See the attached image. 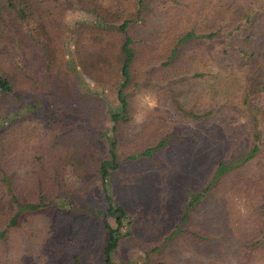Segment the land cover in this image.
I'll list each match as a JSON object with an SVG mask.
<instances>
[{
	"label": "trees",
	"instance_id": "1",
	"mask_svg": "<svg viewBox=\"0 0 264 264\" xmlns=\"http://www.w3.org/2000/svg\"><path fill=\"white\" fill-rule=\"evenodd\" d=\"M76 1L88 18L85 23L75 25V47L67 49L66 44H62L64 25H59L54 15L61 12L58 0H0V202L8 207L7 213L10 212L5 216V229L0 230L1 240L26 214L40 209L45 198L59 199L61 194L69 193L68 204L74 207L71 196L76 194V188L65 176L72 173L80 178V171L91 168L98 174L107 206L85 211L102 219L106 231L103 261L124 264L115 260L114 254L121 241L133 235L136 215L113 197L111 176L121 165L118 132L129 118L128 86L137 82L134 77L137 73L147 70L149 77L154 75V79L166 83L187 77H206L216 79L225 91L236 87L232 92L233 100L226 98L228 103L232 100L228 105L240 107L239 110L246 107L248 120L262 117L249 131L253 143L245 154L226 151L212 159L206 178L195 183L173 229L161 237L152 251L165 252V245L175 243L180 234L192 247L198 249L202 244L207 249V242L210 246L213 243L209 241L212 234H205L202 219L195 215V207L213 194L223 175L245 166L257 152L263 154L264 109H256L252 114L254 107H250V103L264 100V0H186L183 8L186 18L182 25L178 24L179 15L175 21L165 20L163 33L166 36L159 51L154 49L156 42L141 41L132 30L133 23L145 17L151 0H130V9L120 4L111 9L109 0ZM52 2L53 7H50ZM156 2L163 5L165 0ZM171 22H174V29L170 27ZM90 41L94 42L91 47L86 43ZM27 47L33 48L30 61L25 54ZM113 59L118 63L119 80L115 91L119 109L107 113L108 97L103 90L89 86L87 81L110 82L109 72L115 71L116 66L112 65ZM46 78L52 81L45 86L50 98L60 111L64 109L73 114L76 121L70 124L53 115L52 131L40 154L34 155L36 166L22 171L16 166L18 159L12 156L13 138L7 141L5 137H10V128L20 118L21 121L25 118L27 110H35L29 107L30 101L26 102L30 82L33 80L42 89ZM46 89H42L44 93ZM217 89L214 87L213 96ZM41 101L39 98L38 106L43 105ZM197 103L203 104L200 99L194 102ZM240 103L241 106L237 105ZM221 109L222 106L214 102L205 111L192 107L186 112L195 122H208L214 120ZM108 123L110 128L104 129L103 125ZM94 134L103 138L104 151L92 144L91 137L98 141ZM171 137L180 136L169 132L156 143L127 156L125 161L143 158L158 163L156 153ZM20 177L34 182L29 192L21 190ZM82 251L70 254L71 258L75 255L77 264L84 263L79 261ZM162 264L198 263L190 258L178 262L165 260Z\"/></svg>",
	"mask_w": 264,
	"mask_h": 264
},
{
	"label": "rangeland",
	"instance_id": "2",
	"mask_svg": "<svg viewBox=\"0 0 264 264\" xmlns=\"http://www.w3.org/2000/svg\"><path fill=\"white\" fill-rule=\"evenodd\" d=\"M121 1L109 0L110 8L115 9L117 4L131 8L130 0ZM77 3L76 0H58L61 12L54 13L56 22L64 25L62 44H66L67 49L75 47V25L85 23L88 18ZM185 4L186 0H165L163 5L151 0L145 17L132 25L136 37L141 41L151 39L156 42L154 49L159 51L166 36L163 33L165 20L175 21L179 15L178 24L182 25L186 18ZM131 17L136 19L134 15ZM170 27L174 29V22ZM86 43L90 47L94 44L93 41ZM32 53V47L25 49L28 60H32ZM112 65L116 66L115 71L109 72L110 82L87 81L89 86L103 90L108 97L107 113L119 109L115 91L119 80L118 63L113 59ZM149 76L147 70H143L134 76L137 82L128 86L129 118L118 132L121 165L111 176L112 195L136 215V220L133 235L121 241L114 259L124 264H162L165 260L178 262L190 258L198 264H209L210 261L211 264H264V148L263 154L257 152L245 166L233 168L223 175L213 194L195 207V215L204 223L205 234H212L211 246L207 242V249L202 244L197 249L180 234L175 243L165 245V252L152 251L161 237L173 229L195 183L206 178L207 166L212 159L220 152L247 151L253 143L249 131L262 117L248 120L246 107L239 110L240 107L228 105L232 103V92L236 87L225 91L216 79L187 77L166 83L154 79V75ZM45 81L42 83L44 89L52 82L48 78ZM214 87H218L215 96L212 94ZM42 89L33 80L30 82L26 102L30 101L29 107L35 110H27L25 118L22 121L20 118L10 128V137H5L7 141L13 138L12 156L18 159L16 166L22 171L36 166L34 155L40 154L52 131L53 115L70 124L76 121L73 114L64 109L60 111L48 90L44 93ZM227 97L232 99L231 102H227ZM39 98L42 106L37 105ZM198 99L203 104H194ZM214 102L222 109L214 120L208 121L210 124L195 122L187 113L192 107L203 111ZM250 105L254 107L251 113L255 114L256 109H264V100H255ZM212 122L215 124L211 125ZM103 126L110 128V123ZM169 132L180 137H171L156 153L158 163L143 158L125 161L127 156L156 143ZM94 135L98 141L91 137L92 144L104 151L103 138ZM80 173V178L72 173L65 176L76 188V194L71 196L74 207L68 204L69 193L61 194L59 199L45 198L40 209L26 214L18 225L10 227L4 240L0 238V264H77L75 255L71 258L70 254L82 250L80 263L106 264L102 254L106 237L102 219L89 215L85 209H104L107 202L96 170L89 168ZM18 183L24 192H29L34 184L24 177H20ZM78 195H82L81 198L74 199ZM7 211L8 207L0 202V230L5 229V216L10 213ZM110 221L113 224L112 218Z\"/></svg>",
	"mask_w": 264,
	"mask_h": 264
}]
</instances>
